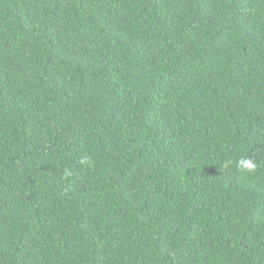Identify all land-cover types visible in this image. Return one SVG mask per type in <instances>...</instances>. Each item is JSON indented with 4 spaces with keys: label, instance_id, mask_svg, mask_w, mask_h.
<instances>
[{
    "label": "trees",
    "instance_id": "trees-1",
    "mask_svg": "<svg viewBox=\"0 0 264 264\" xmlns=\"http://www.w3.org/2000/svg\"><path fill=\"white\" fill-rule=\"evenodd\" d=\"M0 264H264V0H0Z\"/></svg>",
    "mask_w": 264,
    "mask_h": 264
},
{
    "label": "clouds",
    "instance_id": "clouds-1",
    "mask_svg": "<svg viewBox=\"0 0 264 264\" xmlns=\"http://www.w3.org/2000/svg\"><path fill=\"white\" fill-rule=\"evenodd\" d=\"M82 164L88 163V158L83 157L81 160ZM233 162L231 160L226 161L223 164V168L227 169ZM236 167L240 171H254L257 167L255 161L251 157H242L236 162ZM72 173L69 169L65 170V176H71Z\"/></svg>",
    "mask_w": 264,
    "mask_h": 264
}]
</instances>
